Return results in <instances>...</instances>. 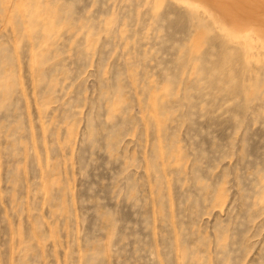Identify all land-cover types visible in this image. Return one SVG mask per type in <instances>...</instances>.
<instances>
[{"label":"rangeland","instance_id":"374dc122","mask_svg":"<svg viewBox=\"0 0 264 264\" xmlns=\"http://www.w3.org/2000/svg\"><path fill=\"white\" fill-rule=\"evenodd\" d=\"M0 264H264V0H0Z\"/></svg>","mask_w":264,"mask_h":264}]
</instances>
